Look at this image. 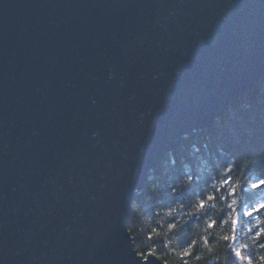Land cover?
<instances>
[{"label": "water", "instance_id": "95a60500", "mask_svg": "<svg viewBox=\"0 0 264 264\" xmlns=\"http://www.w3.org/2000/svg\"><path fill=\"white\" fill-rule=\"evenodd\" d=\"M263 75L264 0H0V264H163L136 191Z\"/></svg>", "mask_w": 264, "mask_h": 264}, {"label": "trees", "instance_id": "16d2710c", "mask_svg": "<svg viewBox=\"0 0 264 264\" xmlns=\"http://www.w3.org/2000/svg\"><path fill=\"white\" fill-rule=\"evenodd\" d=\"M260 181L264 76L150 173L127 224L135 248L164 264H264V186L253 188Z\"/></svg>", "mask_w": 264, "mask_h": 264}, {"label": "bare ground", "instance_id": "6f19581e", "mask_svg": "<svg viewBox=\"0 0 264 264\" xmlns=\"http://www.w3.org/2000/svg\"><path fill=\"white\" fill-rule=\"evenodd\" d=\"M264 76V75H263ZM262 76V77H263ZM262 77H261V79H262ZM260 79V80H261ZM260 80L255 84V86H253L252 88H250V89H248V90H245L242 94H244V93H247L248 91H250V90H252L253 88H255L257 85H258V83L260 82ZM242 94H240L239 96H241ZM236 100V99H235ZM230 107V106H229ZM229 110V108L226 110V111H228ZM223 117V116H222ZM175 151V150H174ZM162 162V161H161ZM161 164V163H160ZM160 164L158 165V167L160 166ZM158 167H156L155 169H153V170H151L150 172H149V174H148V177H147V180L149 179V176H150V173H152L153 171H155ZM146 180V181H147ZM145 181V182H146ZM145 182H144V184H143V186H142V188L139 190V191H136V195H137V193L138 192H140L142 189H143V187H144V185H145ZM136 195H135V197H136ZM135 199V198H134ZM134 201V200H133ZM133 203V202H132ZM258 204V203H257ZM245 206V205H244ZM245 208H247V206H245ZM131 212H132V207H131ZM132 214V213H131ZM129 231V230H128ZM130 233V232H129ZM130 235H131V233H130ZM131 237H132V235H131ZM133 238V237H132ZM135 247V246H134ZM136 249V248H135ZM137 250V249H136ZM138 252V251H137ZM152 253V252H151ZM138 254L139 255H141V256H143L144 258H146V256H147V253L145 254V255H143V254H140L139 252H138ZM152 254H154V253H152ZM155 255V254H154ZM163 263V262H162ZM164 264V263H163Z\"/></svg>", "mask_w": 264, "mask_h": 264}, {"label": "snow or ice", "instance_id": "6c2138e0", "mask_svg": "<svg viewBox=\"0 0 264 264\" xmlns=\"http://www.w3.org/2000/svg\"><path fill=\"white\" fill-rule=\"evenodd\" d=\"M260 186H264V181H260L258 184H253V188H259ZM203 203L201 204V207H203ZM259 207L261 209H264V203L260 204ZM253 213L252 212H249L248 215H252ZM225 239H229V237H225ZM236 255L237 256H240L241 253L239 251L236 252ZM243 258V257H241ZM249 264H251V261H249Z\"/></svg>", "mask_w": 264, "mask_h": 264}, {"label": "rangeland", "instance_id": "374dc122", "mask_svg": "<svg viewBox=\"0 0 264 264\" xmlns=\"http://www.w3.org/2000/svg\"><path fill=\"white\" fill-rule=\"evenodd\" d=\"M134 243V242H133Z\"/></svg>", "mask_w": 264, "mask_h": 264}]
</instances>
